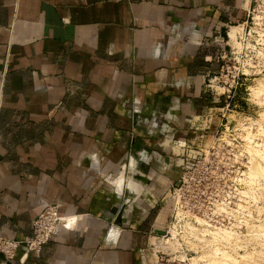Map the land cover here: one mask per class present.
Instances as JSON below:
<instances>
[{"label": "crops", "instance_id": "0c3cea01", "mask_svg": "<svg viewBox=\"0 0 264 264\" xmlns=\"http://www.w3.org/2000/svg\"><path fill=\"white\" fill-rule=\"evenodd\" d=\"M247 4L0 0V235L45 202L77 215L0 264H156L163 194L215 127L214 44Z\"/></svg>", "mask_w": 264, "mask_h": 264}, {"label": "rangeland", "instance_id": "374dc122", "mask_svg": "<svg viewBox=\"0 0 264 264\" xmlns=\"http://www.w3.org/2000/svg\"><path fill=\"white\" fill-rule=\"evenodd\" d=\"M244 2L248 3L247 6H245V10H242V8H240L241 12L237 14V17H233L232 20L228 21L229 25L231 24L232 26H234L233 34H230V28L229 36L227 37L226 31L228 30V25L222 26L220 35L217 36V38L219 37L223 41L221 42L220 46L219 44H216L219 42V40L214 44L217 48V53L222 52L225 48V54L223 58L220 56L218 58L214 57L215 66L213 67V71L205 76L202 85L203 87H205L204 91L208 94V96L206 95L204 105L213 106L215 108V113H212L210 116L212 118L209 117L210 124H215V127L212 132L205 131V134L207 135L204 138L208 140L204 141V144L202 146L196 147L195 151H192L193 156H195L198 151L207 153L205 147H207L211 141H215L216 139L220 138L224 142L228 143L229 145L224 147L227 149V152H225L224 154L230 156L231 165H229L228 172L230 176H232V182L236 181L235 179H233L235 178V175L237 176V174L239 175L241 172H244L249 164V162H247L248 160L245 150L243 149L245 142L244 136L245 134L247 135L246 131L248 130V127L253 132H255L256 129L255 124L253 123L251 125L249 123L250 120L247 118L259 119L260 116L258 113L261 109H264V104L261 103L262 98H257L254 95V92L262 90L264 86V0H244ZM256 14L259 16H256ZM235 31L237 32V35H239L238 33H240V35H236L237 37H234L236 34ZM229 47L235 52L229 53ZM258 49H260V51H258ZM225 64H227L229 67H231L232 65L237 66L239 69H242L245 72L244 76H240L239 74L240 77L238 76L237 83H235V85L230 88V91H228V96L225 95V92L221 93L222 88L219 85L220 83L216 80L217 77L213 78V75L215 74L217 76L219 70L221 69V67L224 68ZM261 80L263 82H261ZM210 83L211 87L208 86V84ZM261 83L263 84V86ZM260 84L262 88L260 87ZM255 99H257L258 101ZM218 111L221 112L218 113ZM202 119L204 118H201L200 120ZM211 119L214 120L212 121ZM197 121L198 120H196V122ZM201 123H204L203 120L201 121ZM202 125L200 127H203ZM224 125H228L226 126V129L222 128V126L224 127ZM192 134H199L200 137L202 136V132L200 133L194 131ZM219 154L218 156H220ZM208 155L210 154L208 153ZM173 185H175V183L169 186L163 194V201L164 203H168L169 207L167 212L168 215L163 221L160 220V222H155L156 227L158 226L157 228H159L161 232L156 231L155 233H153V235L157 236L158 239H162V241L159 243V247L162 250L154 248L155 251H158L156 252L158 253V255L160 254L159 250H161V253H163L161 254V260L159 261H161V264H222L220 257V260H218V256L216 259H212L214 257L211 256V254L209 255V251L207 249L203 248L202 244L204 242L201 241L202 239L198 240L197 238V241L196 238L192 237V235H189V232H187V230L185 229L186 227L183 226L181 220L183 219L184 221L186 219V217H183L185 213L178 216L172 214L174 207L178 206V200L175 202L176 194L171 192V187ZM238 185L240 192V190L242 191V184L238 182ZM242 194L243 193L240 192L239 201H242L244 199L245 195ZM262 198L263 195L260 198L261 202ZM235 201L236 199H234V203ZM258 204H260V202H258ZM232 206H234V204ZM155 214H157V212H155ZM239 229H244L242 224L239 225ZM166 243L168 245H166ZM160 244L161 246H163L162 244H164V246L166 247H161ZM168 246H170L171 249H169ZM174 247L176 248L174 249ZM232 252L233 254L231 253L232 255L230 256V258L237 260L235 264H237L238 262V264H264V254L261 255L263 258L261 256H257L259 258H254L255 261L252 259L243 262L241 260L243 249L239 248L235 250V253L234 251ZM207 256L208 258H210V260L206 259ZM230 258L228 259L229 261ZM232 259L230 262L233 261ZM218 261H220V263ZM224 263L225 262L223 261V264Z\"/></svg>", "mask_w": 264, "mask_h": 264}, {"label": "built area", "instance_id": "2783aa9c", "mask_svg": "<svg viewBox=\"0 0 264 264\" xmlns=\"http://www.w3.org/2000/svg\"><path fill=\"white\" fill-rule=\"evenodd\" d=\"M234 52L229 47V53ZM224 54L225 48L222 52L216 53L214 57L223 58ZM239 74L244 76V70L234 65L229 67L225 64V67H221L218 75L214 74L213 78L217 77L216 80L222 88L221 93L225 92V95L228 96V91L237 83ZM208 86L211 87V83ZM226 126L228 125H224L222 128L226 129ZM227 145L229 144L221 138L216 139L205 147L207 153L198 151L195 156L183 160L178 181L171 187V192L176 194L175 202L178 200L176 207L184 210V217L194 221V217L197 216L216 225H230L234 220L223 215L221 211H217L215 205L216 202H222V200L232 205V199H235L236 181H231L228 172L229 165H231L230 156L224 154L227 152V149L224 148ZM76 220V214L62 213L59 211L57 203L45 202L33 217L29 234L20 237L0 235V252L5 257H12L20 248L22 250L20 257H23L28 251H37L60 227H73ZM159 252V255L156 253V264H161L159 260L163 253L161 250Z\"/></svg>", "mask_w": 264, "mask_h": 264}, {"label": "bare ground", "instance_id": "6f19581e", "mask_svg": "<svg viewBox=\"0 0 264 264\" xmlns=\"http://www.w3.org/2000/svg\"><path fill=\"white\" fill-rule=\"evenodd\" d=\"M256 16H259V15L256 14ZM233 27L234 26L231 27L230 34H233L234 32ZM238 34L240 35V33ZM236 35H237V32L234 37L239 36V35L237 36ZM258 51H260V49H258ZM261 82L263 81L261 80ZM261 84H260V87H261ZM254 95L257 98L258 97L262 98L261 103L264 104V86L262 90H258V92H254ZM258 114L260 116L259 119L247 118L250 120L249 123L251 125L253 123L255 124L256 130L255 132H253L248 127V130L246 131L247 135L245 134L244 136L245 138L243 137L245 140L243 149L245 150L246 157L248 160L247 162H249V164L246 167L247 169H245L244 172H241L239 175L237 174V176L235 175V178H233L236 180V185H237L235 186L236 190L234 194L235 199H236L235 203H234V199H232L234 206H232L233 204L230 205L226 203L225 200H222V202L218 201L215 203L217 211H221L223 215H225L226 217L234 219L232 223L230 225L210 224L206 220L200 217H197V216L194 217V221L191 220L190 218H186L184 221L183 219H181L183 226L186 227L185 229L187 230V232H189V235L190 236L192 235V237L196 238V240L197 238L198 240L202 239L201 241L204 242L202 244L203 248L207 249L209 251V255L211 254V256L214 257L212 259H216L217 256L218 258L220 257L222 264H223V261L225 262L224 264H235L237 260L230 258V256L233 254L232 251H234L235 253V250L239 248L243 249V252L241 254L242 256L241 260L243 262H246L252 259L254 260V258H256L257 256H261L264 254V194H263L264 192V109H261ZM238 182L242 184L241 186L242 191L240 190V192L245 195L242 201H239L240 199L239 185L240 184L238 185ZM262 195H263V198L261 202L260 198L262 197ZM258 202H260V204H258ZM183 213H185L184 210H182L179 207H174L172 214H175L178 216ZM240 224H242V226L244 227L243 230L239 229ZM162 245L163 246H161L160 244L161 247H166L164 246V244ZM166 245L168 244L166 243ZM168 247L169 249H171L170 246ZM176 247H174V249ZM206 255H207V252H206ZM220 258L218 260H220ZM229 258H230V261L232 259L234 262L233 261L230 262L228 260ZM206 259L210 260L208 256ZM218 262L220 263V261Z\"/></svg>", "mask_w": 264, "mask_h": 264}, {"label": "water", "instance_id": "95a60500", "mask_svg": "<svg viewBox=\"0 0 264 264\" xmlns=\"http://www.w3.org/2000/svg\"><path fill=\"white\" fill-rule=\"evenodd\" d=\"M0 255H1V253H0Z\"/></svg>", "mask_w": 264, "mask_h": 264}]
</instances>
